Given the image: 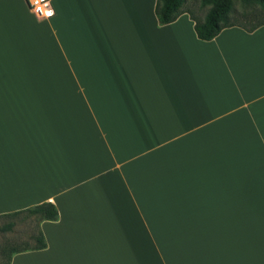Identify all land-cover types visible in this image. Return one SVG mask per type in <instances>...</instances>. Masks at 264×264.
Listing matches in <instances>:
<instances>
[{
  "label": "crops",
  "instance_id": "crops-1",
  "mask_svg": "<svg viewBox=\"0 0 264 264\" xmlns=\"http://www.w3.org/2000/svg\"><path fill=\"white\" fill-rule=\"evenodd\" d=\"M156 2L0 0V215L58 211L10 264H264V24Z\"/></svg>",
  "mask_w": 264,
  "mask_h": 264
},
{
  "label": "trees",
  "instance_id": "trees-1",
  "mask_svg": "<svg viewBox=\"0 0 264 264\" xmlns=\"http://www.w3.org/2000/svg\"><path fill=\"white\" fill-rule=\"evenodd\" d=\"M187 0H157L155 6V14L159 24L165 25L172 23L183 12H187L194 22V30L197 37L203 41L213 39L224 28L232 27L235 25L243 27L247 31H252L258 26L263 25L264 21L258 22L252 26H244L241 24L233 23L229 20L232 14L233 0H201L202 7H208L204 18H197L191 11H185L184 5ZM243 4H257L264 10V0H240ZM27 215L33 217L34 221L38 224L42 220L56 221L58 218V211L56 207L50 202H44L24 210L16 211L14 213L0 215V218L15 217L19 215ZM13 224L7 225L6 229L10 230ZM31 239L35 242V246L31 248L13 249L7 261L10 264L12 254L30 251L41 250L46 247V243L41 230L38 227L36 235H31Z\"/></svg>",
  "mask_w": 264,
  "mask_h": 264
},
{
  "label": "rangeland",
  "instance_id": "rangeland-1",
  "mask_svg": "<svg viewBox=\"0 0 264 264\" xmlns=\"http://www.w3.org/2000/svg\"><path fill=\"white\" fill-rule=\"evenodd\" d=\"M184 9L191 11L197 18H204L208 7L201 6V0H187ZM229 20L244 26H252L264 21V10L257 4H243L240 0H233L232 14ZM13 227L8 230L7 225ZM38 232V224L33 217L19 215L0 218V264H7L13 249L31 248L35 242L31 235Z\"/></svg>",
  "mask_w": 264,
  "mask_h": 264
},
{
  "label": "built area",
  "instance_id": "built-area-1",
  "mask_svg": "<svg viewBox=\"0 0 264 264\" xmlns=\"http://www.w3.org/2000/svg\"><path fill=\"white\" fill-rule=\"evenodd\" d=\"M29 13L37 19H50L54 16L51 0H24Z\"/></svg>",
  "mask_w": 264,
  "mask_h": 264
}]
</instances>
